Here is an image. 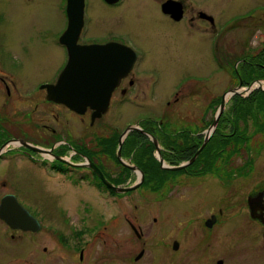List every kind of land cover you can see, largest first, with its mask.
Listing matches in <instances>:
<instances>
[{
    "label": "flooded vegetation",
    "instance_id": "1",
    "mask_svg": "<svg viewBox=\"0 0 264 264\" xmlns=\"http://www.w3.org/2000/svg\"><path fill=\"white\" fill-rule=\"evenodd\" d=\"M257 5L245 14V0H56L53 33H40L58 54L28 47L22 57L0 40V264L264 262L263 56L245 58V26L264 23ZM144 27L162 28L156 46L139 40ZM234 60L245 68L218 96V63ZM167 72L174 81L160 91ZM164 92L171 99L157 101ZM162 107L124 125L111 117Z\"/></svg>",
    "mask_w": 264,
    "mask_h": 264
},
{
    "label": "rangeland",
    "instance_id": "2",
    "mask_svg": "<svg viewBox=\"0 0 264 264\" xmlns=\"http://www.w3.org/2000/svg\"><path fill=\"white\" fill-rule=\"evenodd\" d=\"M263 1L264 0H245V14H248V12L253 13L254 8L258 6L257 4ZM55 2L56 0H0V22L3 21L2 16H5L6 23L3 25V27L7 31L1 32L3 30L0 25V40L5 42V44H8V47H12L13 54H19L22 57L24 54L30 55V52H37L42 47H48L49 51L39 53V57H44L47 54L49 55V53L52 51L54 54H58L57 48H53V46L50 47L49 44H44L48 41L44 39V36L40 33V31L44 30L45 37H48V35L51 37L53 33L51 27L52 23L54 22V17L56 16ZM242 6V4H233L230 7V11L233 12L235 10H239L242 8ZM246 21L251 23L252 20L247 19ZM155 29L162 30V28L156 27H144L142 29H136L137 32L141 31V33L138 35L139 40L143 44H152L153 46H156L157 42L154 43L153 40L156 38L162 39L163 36L157 35V31ZM237 34H241V30H235L233 32V35ZM50 37L48 40H50ZM24 46L25 48L23 49ZM235 46H237V48H241L244 45L238 43V45ZM28 47L31 48L30 52ZM161 47L162 46H159V48ZM230 48L233 49L234 44H231ZM262 53H264V23L262 25L260 24V26H257L255 28L245 26V58H249L251 55L260 56ZM247 55L249 56L246 57ZM58 59L60 58L57 55L56 61ZM202 63L203 62H201V64ZM195 64L196 61L194 62V65ZM261 64L263 65L257 66L256 71H260L262 74H264L263 59L261 61ZM225 66H227L228 71L232 69V72L227 73V71L225 70ZM244 68L245 63L237 62L236 60L230 62L219 61L217 83L214 85L215 92L218 96L222 95V93L229 87L231 82L233 84L237 83V76L233 75L235 74V70H242ZM173 81L174 77L167 72L165 76L161 79L160 91H162L167 85H170ZM262 84H264V82H262ZM255 85L257 86L258 83H255ZM167 95L168 94H166V92L158 94V97L156 99L157 101H166L171 99V97ZM203 99H205V97H203ZM163 111V107L159 109L145 108L126 111L122 110L115 111L114 115H112L111 117L118 119L120 118L122 122L119 124L124 125L123 123L126 120L131 121L132 118L140 119L147 117L162 116ZM46 179L48 183L57 182L56 177H47ZM51 187H53V185H51ZM49 192L50 195L54 193V191L52 190H49ZM89 196L91 198L90 201H93L95 207L99 209L102 213H104L106 217L115 213L116 207L112 203V199L107 198V194L101 197L98 195L97 191L90 190ZM240 253L235 255L236 261H238V259L240 261L244 259L245 261V252L241 254ZM249 263L254 264L253 259H250ZM259 264H264V262Z\"/></svg>",
    "mask_w": 264,
    "mask_h": 264
},
{
    "label": "water",
    "instance_id": "3",
    "mask_svg": "<svg viewBox=\"0 0 264 264\" xmlns=\"http://www.w3.org/2000/svg\"><path fill=\"white\" fill-rule=\"evenodd\" d=\"M71 68H72V66H71V62H70V63H68V65L65 67L63 73L61 74V77H60V84L61 85H63L66 82L67 73H68V71ZM73 69H74V75H75V77H79V79H80V77L82 76V71L84 70V67L82 66V62H75L74 63V66H73ZM75 71H79V72H75ZM81 84H82V82H79L78 83V85H81ZM232 93H235V90L228 92L226 95H229V94H232ZM74 96H75V100L73 101L74 102L73 106H74L75 110L81 111V109H79V107H78V103H80V100L82 101L83 93L80 90H77V91L74 92ZM224 102H225V97H224L222 106L220 107V109L218 111L217 117H220V114H221V112H222V110L224 108ZM106 111H107L106 108H104V109H98L97 110V114H99V116H100L102 113H104ZM198 153L199 152H197V154L192 158V161L195 160V158L197 157ZM99 173L101 174V176L103 177V179H105L104 176L102 175V173L100 171H99ZM4 205H5V202H4ZM4 205L2 206V208L4 207Z\"/></svg>",
    "mask_w": 264,
    "mask_h": 264
},
{
    "label": "trees",
    "instance_id": "4",
    "mask_svg": "<svg viewBox=\"0 0 264 264\" xmlns=\"http://www.w3.org/2000/svg\"><path fill=\"white\" fill-rule=\"evenodd\" d=\"M263 56V61H264V53L261 54ZM264 70V69H263ZM241 111L243 110V108L240 109Z\"/></svg>",
    "mask_w": 264,
    "mask_h": 264
}]
</instances>
